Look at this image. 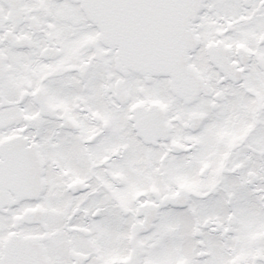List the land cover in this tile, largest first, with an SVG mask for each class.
Instances as JSON below:
<instances>
[{
    "label": "snow or ice",
    "instance_id": "6c2138e0",
    "mask_svg": "<svg viewBox=\"0 0 264 264\" xmlns=\"http://www.w3.org/2000/svg\"><path fill=\"white\" fill-rule=\"evenodd\" d=\"M0 264H264V0H0Z\"/></svg>",
    "mask_w": 264,
    "mask_h": 264
}]
</instances>
